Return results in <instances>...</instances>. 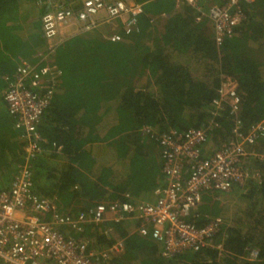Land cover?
<instances>
[{"label": "trees", "instance_id": "1", "mask_svg": "<svg viewBox=\"0 0 264 264\" xmlns=\"http://www.w3.org/2000/svg\"><path fill=\"white\" fill-rule=\"evenodd\" d=\"M47 1L0 0V92L15 81L23 62L33 64L48 53L41 31ZM139 1L146 2L144 13L132 34H124L117 22L102 23L99 33L69 38L49 55L61 74L40 116L44 146L28 164L33 191L60 212L128 198L125 194L151 200L164 183L155 182L162 179L155 132H185L214 119L203 153L218 148L232 127L229 110L215 111L212 105L222 75L238 81V116L246 129L263 123L251 150L264 152V0L242 4L245 19L221 43L211 20L198 18L186 1L175 6L172 0ZM210 1L198 0V5L203 10ZM163 11L168 13L161 28L155 15ZM111 33L119 39L111 41ZM144 126L155 132H145ZM20 132L0 98V191L25 162ZM247 167L244 183L232 186L237 192L232 211L219 207L216 192L208 193L215 197L208 203L204 195L194 212L197 225L215 216L223 220L214 237L223 243L221 254L204 248L164 256L161 244L133 231V222L105 224L99 227L102 233L87 225L82 235L94 237L99 247L109 237L124 240V252L110 264H264V163L250 157ZM251 249L257 251L254 259Z\"/></svg>", "mask_w": 264, "mask_h": 264}, {"label": "built area", "instance_id": "2", "mask_svg": "<svg viewBox=\"0 0 264 264\" xmlns=\"http://www.w3.org/2000/svg\"><path fill=\"white\" fill-rule=\"evenodd\" d=\"M172 1L177 4L180 0ZM184 1L198 10V18L211 20L216 43H221L232 36L234 28L245 19L242 4L252 5L256 0H219V3L211 0L205 12L198 0ZM145 3L135 0H79L76 4L55 1L42 14L41 31L48 53L33 64L23 62L16 70L15 81L0 92L25 142V162L10 186L0 191V264H110L124 252V240L112 239L99 247L94 237L82 233L87 225L98 227L101 233L99 227L105 224L124 222H133V231L140 237L161 244L164 256L204 248L223 252V243L214 240L223 220L215 216L197 225L194 212L202 204L203 193L227 192L234 184L242 185L249 175L250 157L264 163V152L251 150L263 123L246 129L238 116L239 84L229 75L221 76L218 96L212 105L215 111L229 110L232 127L226 141L207 156L203 146L209 130L216 126L214 119L207 120L203 127L185 132L171 128L160 134L148 126L143 127L145 132L156 133L153 134L162 159L164 183L154 190V201L132 202L129 198H117L75 213H63L53 201L32 189L28 161L44 146L38 125L42 111L53 99L61 74L49 55L61 42L62 30L73 25L76 30L85 32L102 23L117 22L124 34L129 35L137 29ZM109 38L116 41L119 35L111 33ZM254 176L259 177L258 171ZM256 254L257 251L251 249L250 259Z\"/></svg>", "mask_w": 264, "mask_h": 264}, {"label": "crops", "instance_id": "3", "mask_svg": "<svg viewBox=\"0 0 264 264\" xmlns=\"http://www.w3.org/2000/svg\"><path fill=\"white\" fill-rule=\"evenodd\" d=\"M72 1H74V0H72ZM135 1H139V0H135ZM214 3H215V1H214ZM173 6H175V2H173ZM167 13H168V11H163V12H160V13H158V14H156L155 15V17H156V20H159L158 22H157V26L158 27H161L162 28V24H163V22L165 21V18H166V16H167ZM100 16H102V15H100ZM107 24H113V23H107ZM100 26V25H99ZM98 26V28H95L94 30H90V31H93V32H96V33H99L101 30L99 29L100 27ZM90 31H85V32H81V31H78V30H76V28L73 26V25H71V26H68V27H66V28H64L63 30H62V32H61V35H60V43H62V42H64V41H66V40H68L69 38H77L79 35H81V34H83V33H87V32H90ZM101 34V33H100ZM102 35V34H101ZM162 176V179L160 178V176H159V178H158V181L156 182V184H159L160 182H161V180H162V182H163V175H161ZM155 186H157V185H155ZM154 186V187H155ZM151 196L153 197L151 200H145V201H154L155 200V195H154V192H153V195H152V193H151ZM128 198L132 201V202H137V201H140V199H133L132 197H130L129 195H128ZM141 200H144V199H141ZM112 231V229L109 227L108 228V232H111ZM101 233H102V231H101ZM108 240H112L111 239V237H109V239Z\"/></svg>", "mask_w": 264, "mask_h": 264}, {"label": "rangeland", "instance_id": "4", "mask_svg": "<svg viewBox=\"0 0 264 264\" xmlns=\"http://www.w3.org/2000/svg\"><path fill=\"white\" fill-rule=\"evenodd\" d=\"M55 1H59V0H48L47 3H46L47 8L49 7V4H50V3L55 2ZM212 1L214 2V0H212ZM215 3H219V0H216ZM209 4H210V2H208V3L205 4V6H204V12L207 11V8H208ZM212 28H213V26H212ZM254 51L262 53V50H260V49H257V50H254ZM203 151H204V149H203ZM157 176H158V174H157ZM158 178H159V177H157V178L155 179V182L158 181ZM236 193H237V192L234 191L233 188L230 189V190L227 191V192H220V193H219V196L217 197V200H218V202H219V207H221L222 209H223V208H227V209L230 208L229 211H232V210L234 209V206H233V205H234V202H235V200H234L233 198L237 195ZM204 195H205L206 198L203 197ZM233 196H234V197H233ZM204 198H205V201H206L208 198H210V199H215L214 195L208 194V193H206V192L203 193V195H202V199H203V201H204ZM206 202L208 203V201H206ZM205 206H206V204H205ZM111 239H112V238H111ZM249 258H250V256H249Z\"/></svg>", "mask_w": 264, "mask_h": 264}]
</instances>
